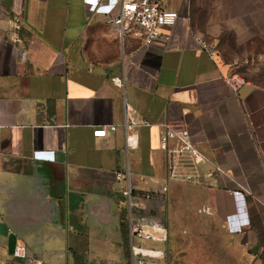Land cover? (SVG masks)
I'll return each mask as SVG.
<instances>
[{
    "label": "crops",
    "instance_id": "obj_1",
    "mask_svg": "<svg viewBox=\"0 0 264 264\" xmlns=\"http://www.w3.org/2000/svg\"><path fill=\"white\" fill-rule=\"evenodd\" d=\"M163 2L179 13L171 37L144 46L139 31L121 40L88 0H1L0 264L20 243L44 264H131L116 178L128 170L136 192H156L140 202L163 212L169 237L210 225L264 264V86L246 79L237 94L232 62L205 37L264 46V0ZM127 112L139 123L128 131ZM166 123L185 126L205 156L194 181L167 178Z\"/></svg>",
    "mask_w": 264,
    "mask_h": 264
},
{
    "label": "built area",
    "instance_id": "obj_2",
    "mask_svg": "<svg viewBox=\"0 0 264 264\" xmlns=\"http://www.w3.org/2000/svg\"><path fill=\"white\" fill-rule=\"evenodd\" d=\"M93 10L102 11L109 16L108 22L115 28L121 40L131 32L139 31L144 46L162 44L171 37L170 28L179 18L175 10L167 9L163 0H117V3L104 0H88ZM1 2V0H0ZM260 54L258 58H263ZM246 62L250 58H246ZM239 60L232 64L234 68L225 76L226 82L238 94L248 84V81L235 69ZM118 86L124 85L122 77L113 78ZM139 124L129 117L127 112L125 128ZM145 125H151L145 121ZM114 124L98 127L93 134L96 137H105L109 130H116ZM174 142V143H172ZM128 146H135L137 139L134 135H127ZM160 147L169 154L167 178L194 181L196 166L205 159L204 154L192 143L189 130L185 126L166 123L160 131ZM35 159L54 160V152L35 151ZM117 181L123 183L122 196L128 205L129 237L131 264H149L165 259L166 250L158 243L167 242L168 231L165 216L162 211L143 205L140 200H150L156 197V192H136L133 187L130 171L118 172ZM168 190L164 185L162 191ZM239 228V226H234ZM8 264H44L42 260L31 257L28 246L24 243L17 244L12 251V261Z\"/></svg>",
    "mask_w": 264,
    "mask_h": 264
},
{
    "label": "rangeland",
    "instance_id": "obj_3",
    "mask_svg": "<svg viewBox=\"0 0 264 264\" xmlns=\"http://www.w3.org/2000/svg\"><path fill=\"white\" fill-rule=\"evenodd\" d=\"M202 35V34H201ZM204 37V36H203ZM211 46L227 61L237 59L239 64L235 69L247 80L264 85V46L251 43L240 48L236 42L235 33H225L213 39L205 35ZM242 52V53H240ZM246 58H250L246 62ZM190 221V217H189ZM174 227L168 242H160L166 249L165 259L149 264H248V260L237 252L234 241L229 240L219 232H209L210 225Z\"/></svg>",
    "mask_w": 264,
    "mask_h": 264
},
{
    "label": "trees",
    "instance_id": "obj_4",
    "mask_svg": "<svg viewBox=\"0 0 264 264\" xmlns=\"http://www.w3.org/2000/svg\"><path fill=\"white\" fill-rule=\"evenodd\" d=\"M264 86V85H263ZM169 241V238H168V240H167V242ZM167 244V243H166ZM166 250V249H165Z\"/></svg>",
    "mask_w": 264,
    "mask_h": 264
}]
</instances>
